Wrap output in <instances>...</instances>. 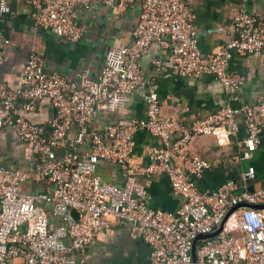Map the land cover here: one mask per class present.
<instances>
[{
    "label": "built area",
    "instance_id": "1",
    "mask_svg": "<svg viewBox=\"0 0 264 264\" xmlns=\"http://www.w3.org/2000/svg\"><path fill=\"white\" fill-rule=\"evenodd\" d=\"M26 2L35 26L70 43L86 36L79 11L89 13L100 5L118 14L136 5L141 9L133 43L106 52L96 81L85 75L79 81L66 78L50 70L43 56L31 53L20 84L0 85V136L14 130L29 153L27 169L0 166V264H83L77 254L115 225L129 226L135 238L151 247L148 264H195L192 251L199 236L213 234L238 206L264 205V187L249 190L256 178L253 166L242 173V183L228 180L204 191L194 179L212 164L186 150L198 136L228 144L240 132L241 116L247 136L239 161L252 160L264 130V101L239 108L226 105L185 126L164 117L157 94L151 92L144 96V121L96 127L104 116L124 111L146 86L141 61L156 45L171 52L181 78L212 77L228 102L235 100L245 79L229 72L230 60L264 57V20L247 12V0H240L232 39L206 56L198 49L195 12L188 0ZM9 12L8 0H0V14ZM0 44L10 45L1 31ZM42 101L55 113L44 124L32 117ZM142 131L160 142L146 165L134 160L136 135ZM104 164L123 169L122 185L104 178ZM162 178L182 199L175 212L150 205L149 187ZM196 264H264V208L234 211L221 233L198 241Z\"/></svg>",
    "mask_w": 264,
    "mask_h": 264
},
{
    "label": "crops",
    "instance_id": "2",
    "mask_svg": "<svg viewBox=\"0 0 264 264\" xmlns=\"http://www.w3.org/2000/svg\"><path fill=\"white\" fill-rule=\"evenodd\" d=\"M8 3L10 12L0 14V31L10 41L8 47L0 44V85L12 88L20 84L22 70L31 53L43 56L50 70L66 78L79 81L85 75L90 81H96L105 64L106 52L133 43L141 9L136 5L118 14L113 8L100 5L89 13L79 11L78 22L86 29V36L78 43H70L35 26L26 0H8ZM188 4L195 12L200 54L206 56L222 50L232 39L234 19L241 8L240 0H188ZM245 7L250 15L264 20V0H247ZM170 59L169 50L154 46L141 61L146 86L128 100L124 111L104 116L96 127L103 129L119 121H144V96L151 92L159 98L162 115L185 126L226 105L239 108L264 101V57H233L230 60L229 72L245 79V85L232 102H228L221 86L212 77L181 78ZM54 114L49 102L42 101L32 117L44 124ZM244 121V117L238 118L240 132L226 145H218L211 136L194 137L186 145L190 155L212 164L209 170L194 179L199 189L214 191L228 180L242 183V173L250 166L255 168L256 178L250 182L249 190L264 187V130L253 159L239 161L241 145L247 136ZM159 143L148 132H139L135 162L148 164L153 148ZM28 156L15 131L4 130L0 136V166L27 169ZM100 171L105 179L118 185L125 181L121 167L104 164ZM148 192L152 207L175 212L182 205V199L172 192L171 185L164 178L153 180ZM150 253L151 247L135 238L129 226L115 225L103 231L84 253L77 254V258L83 264H148ZM13 264L23 263L16 260Z\"/></svg>",
    "mask_w": 264,
    "mask_h": 264
},
{
    "label": "water",
    "instance_id": "3",
    "mask_svg": "<svg viewBox=\"0 0 264 264\" xmlns=\"http://www.w3.org/2000/svg\"><path fill=\"white\" fill-rule=\"evenodd\" d=\"M250 191H253V189H251ZM242 208V207H245V208H252V209H263L264 208V205L262 206H249V205H245V206H238L236 208H234L229 214H227L226 218L224 219V221L221 223V225L218 227V229L213 233V234H210V235H203V236H199L197 238V240L194 242V247H193V251H192V256H193V260H194V263L196 264V247H197V243L198 241H201V240H205V239H210V238H214L215 236H217L219 233H221L226 225V223L229 221L232 213L234 211H236L237 209L239 208Z\"/></svg>",
    "mask_w": 264,
    "mask_h": 264
}]
</instances>
